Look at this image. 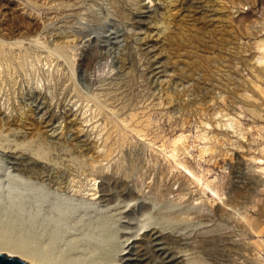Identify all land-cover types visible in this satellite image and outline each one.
Wrapping results in <instances>:
<instances>
[{
	"label": "rangeland",
	"instance_id": "rangeland-1",
	"mask_svg": "<svg viewBox=\"0 0 264 264\" xmlns=\"http://www.w3.org/2000/svg\"><path fill=\"white\" fill-rule=\"evenodd\" d=\"M263 97L264 0H0V254L264 264Z\"/></svg>",
	"mask_w": 264,
	"mask_h": 264
},
{
	"label": "water",
	"instance_id": "water-1",
	"mask_svg": "<svg viewBox=\"0 0 264 264\" xmlns=\"http://www.w3.org/2000/svg\"><path fill=\"white\" fill-rule=\"evenodd\" d=\"M0 264H29L26 261L17 257H10L6 254H0Z\"/></svg>",
	"mask_w": 264,
	"mask_h": 264
},
{
	"label": "bare ground",
	"instance_id": "bare-ground-1",
	"mask_svg": "<svg viewBox=\"0 0 264 264\" xmlns=\"http://www.w3.org/2000/svg\"><path fill=\"white\" fill-rule=\"evenodd\" d=\"M264 98V97H263ZM178 139V138H177ZM178 141V140H177ZM179 142V141H178ZM176 143V142H175ZM196 180V179H195ZM214 192V191H213ZM0 253H2V252H0ZM6 254V253H5ZM7 256H10V257H17V256H14V255H12V254H6ZM20 259V258H19ZM27 262V261H26ZM29 264H39V263H37L36 261H31V262H29Z\"/></svg>",
	"mask_w": 264,
	"mask_h": 264
}]
</instances>
